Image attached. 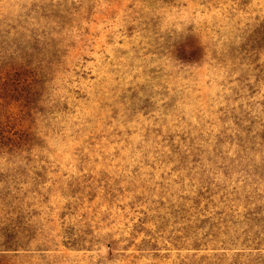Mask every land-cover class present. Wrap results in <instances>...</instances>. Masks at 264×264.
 I'll use <instances>...</instances> for the list:
<instances>
[{
  "label": "rangeland",
  "instance_id": "374dc122",
  "mask_svg": "<svg viewBox=\"0 0 264 264\" xmlns=\"http://www.w3.org/2000/svg\"><path fill=\"white\" fill-rule=\"evenodd\" d=\"M0 264H264V0H0Z\"/></svg>",
  "mask_w": 264,
  "mask_h": 264
}]
</instances>
